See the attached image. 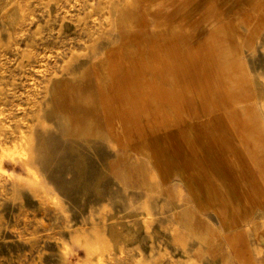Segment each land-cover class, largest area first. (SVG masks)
Masks as SVG:
<instances>
[{
    "label": "rangeland",
    "instance_id": "374dc122",
    "mask_svg": "<svg viewBox=\"0 0 264 264\" xmlns=\"http://www.w3.org/2000/svg\"><path fill=\"white\" fill-rule=\"evenodd\" d=\"M258 2L225 1L229 20L239 19L237 44L248 30L235 13L255 12ZM122 3L129 0H0V264H264V165L257 177L252 161L254 172L236 178L238 201L229 180L212 175L210 157L208 176L232 207L226 216L220 195L192 194L175 160L163 153L154 162L133 130L107 119L115 113L104 112L98 88H107L106 50L121 44ZM150 13L133 35L152 32ZM253 31L243 58L264 82V33ZM191 41L178 45L185 51ZM255 102L264 108L260 85ZM240 154L228 163L239 172Z\"/></svg>",
    "mask_w": 264,
    "mask_h": 264
},
{
    "label": "bare ground",
    "instance_id": "6f19581e",
    "mask_svg": "<svg viewBox=\"0 0 264 264\" xmlns=\"http://www.w3.org/2000/svg\"><path fill=\"white\" fill-rule=\"evenodd\" d=\"M202 1L208 0H172L170 5H166L165 0H129L128 5L122 3L118 6L116 24L120 30L121 44L106 50L102 62L108 65L105 80L107 88L99 85L98 89L104 112L115 113L105 115L108 120L110 118L133 130L154 162L160 161L163 153L170 160H175L169 165L180 168L179 176L192 194L203 191L209 193L208 197L220 195L225 203L222 213L229 216L232 207L225 193L211 177L209 181L207 170L211 166L208 161L210 157L214 158L212 160L216 162L213 165L217 172L213 171L212 175L218 174L224 183L229 180V184L234 187L233 199L236 197L239 201L243 190L237 181L240 173L244 176L249 175L248 171H255L258 177L259 171L263 172L264 169V128L259 121L262 111L258 103L249 104L256 97L255 91L233 54L229 53L226 58L223 55L224 48H209L207 41L189 46L185 51L179 47V41L188 42L194 9H203ZM203 7L214 8L209 4ZM148 10L153 13L150 15L157 18L156 24L146 36L136 37L132 34V28L146 27ZM218 30L224 31L225 27ZM132 37L138 43L134 41V44H130L129 38ZM214 72L219 73L218 77ZM130 134L133 135L132 131ZM250 138L251 144H248ZM238 141L245 142L244 151L241 148L238 150ZM221 147H225V151ZM238 154L243 155L245 161L241 172L236 170L237 167L234 170L232 165H228ZM179 160L183 164L175 165ZM252 161L254 171L250 168ZM199 175L201 177L197 178ZM246 199L251 202L250 197ZM240 205L237 204V207H243ZM247 210L249 216L254 212L250 206ZM246 251H240L241 255L247 254Z\"/></svg>",
    "mask_w": 264,
    "mask_h": 264
},
{
    "label": "crops",
    "instance_id": "0c3cea01",
    "mask_svg": "<svg viewBox=\"0 0 264 264\" xmlns=\"http://www.w3.org/2000/svg\"><path fill=\"white\" fill-rule=\"evenodd\" d=\"M199 1V0H198ZM201 1V0H200ZM209 1V3H208ZM206 2L202 1L201 4L202 8H195L193 12V22H192V29L190 28L188 33L189 36L187 37V40L192 39V46L199 44L200 42L207 41V47H219L224 48L223 55L224 57L227 56L228 58L229 53L233 54L238 59V63L241 66V70L244 73V77L250 82V86H252L254 89V95L257 96L258 94V88L260 85V90H264L263 83L261 80L253 78L252 74L250 72L251 68L246 64V61L243 58V48L246 46H251L253 40V31L254 28H249L250 24L254 20V24L258 25L260 27L259 30L254 29V33H264V0H259V2L256 4L255 12L253 11L254 8L250 7L249 10H242L238 9L235 13V16L239 18H245V22H247L246 25V31L248 33H244V39H246V43H240L238 41V44L236 43V40H233V34H238L240 31L238 30L235 33V27L239 29V19L229 20L230 17H227L226 13L224 12V6L226 0H208ZM213 2V4H212ZM215 2V3H214ZM209 4L210 6L213 5L214 8H207L204 9L205 5ZM237 14V15H236ZM239 14V15H238ZM217 25V26H216ZM254 25V26H255ZM220 27H225L224 31H219L218 29ZM211 28V29H210ZM215 30V31H214ZM222 32V33H221ZM206 34V35H201ZM241 37L243 38V35L241 34ZM214 42V45L212 43ZM215 42L217 43V46H215ZM237 45V46H236ZM240 47V48H239ZM235 54V55H234ZM241 56H240V55ZM218 77V76H217ZM263 94L262 92L260 93ZM261 111L263 112V108H261ZM263 154V153H262Z\"/></svg>",
    "mask_w": 264,
    "mask_h": 264
}]
</instances>
